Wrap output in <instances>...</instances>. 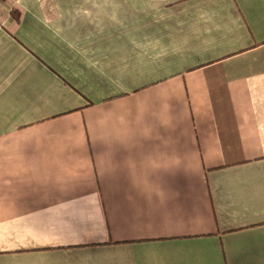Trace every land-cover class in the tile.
Here are the masks:
<instances>
[{
    "label": "crops",
    "instance_id": "1",
    "mask_svg": "<svg viewBox=\"0 0 264 264\" xmlns=\"http://www.w3.org/2000/svg\"><path fill=\"white\" fill-rule=\"evenodd\" d=\"M0 264H264V0H0Z\"/></svg>",
    "mask_w": 264,
    "mask_h": 264
}]
</instances>
